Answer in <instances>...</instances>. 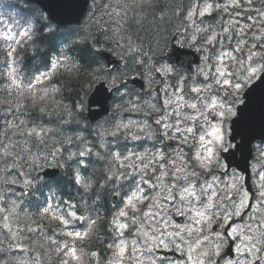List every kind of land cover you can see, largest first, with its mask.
<instances>
[{"label": "snow or ice", "instance_id": "1", "mask_svg": "<svg viewBox=\"0 0 264 264\" xmlns=\"http://www.w3.org/2000/svg\"><path fill=\"white\" fill-rule=\"evenodd\" d=\"M19 3L0 0V264H264V0Z\"/></svg>", "mask_w": 264, "mask_h": 264}, {"label": "trees", "instance_id": "2", "mask_svg": "<svg viewBox=\"0 0 264 264\" xmlns=\"http://www.w3.org/2000/svg\"><path fill=\"white\" fill-rule=\"evenodd\" d=\"M13 2H16L17 3V7H22L21 4L19 3V0L18 1H13ZM47 53H44V54H41L40 58H39V62L42 64L43 62V59H44V56L46 55ZM22 55H24L22 53ZM74 56L76 57H84L86 56V53L85 52H82L81 50H77L76 52L73 53ZM82 64H85V68H86V63L83 59H81L80 61ZM33 64V60L30 56L26 57L25 59V66L27 67H31V65ZM86 81V77L84 75V71L82 70L81 73H80V76L78 79H75V80H70L68 81V89L67 91L65 92V97H66V102H71L72 99L75 98V93L77 91H79V85L84 83ZM55 181H59L62 185L64 183H66L64 181V178L62 179H58V180H55ZM54 181V182H55ZM68 191V190H66ZM97 247V246H96Z\"/></svg>", "mask_w": 264, "mask_h": 264}, {"label": "water", "instance_id": "3", "mask_svg": "<svg viewBox=\"0 0 264 264\" xmlns=\"http://www.w3.org/2000/svg\"><path fill=\"white\" fill-rule=\"evenodd\" d=\"M175 55L177 56V58H179V56L181 55V53L177 52V53H175ZM189 59H192L193 61H197L198 60V54L197 53H194L191 57H189Z\"/></svg>", "mask_w": 264, "mask_h": 264}, {"label": "clouds", "instance_id": "4", "mask_svg": "<svg viewBox=\"0 0 264 264\" xmlns=\"http://www.w3.org/2000/svg\"><path fill=\"white\" fill-rule=\"evenodd\" d=\"M216 147L219 149L221 147V145L220 144H216Z\"/></svg>", "mask_w": 264, "mask_h": 264}]
</instances>
